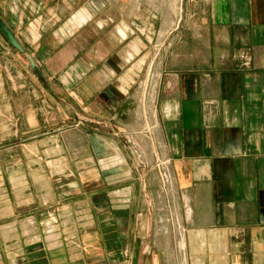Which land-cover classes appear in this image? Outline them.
<instances>
[{
	"label": "crops",
	"instance_id": "1",
	"mask_svg": "<svg viewBox=\"0 0 264 264\" xmlns=\"http://www.w3.org/2000/svg\"><path fill=\"white\" fill-rule=\"evenodd\" d=\"M0 264H264V0H0Z\"/></svg>",
	"mask_w": 264,
	"mask_h": 264
},
{
	"label": "rangeland",
	"instance_id": "2",
	"mask_svg": "<svg viewBox=\"0 0 264 264\" xmlns=\"http://www.w3.org/2000/svg\"><path fill=\"white\" fill-rule=\"evenodd\" d=\"M178 7H174L175 9H173V7H166L165 8V15L168 17L170 16L172 18V16L174 15V12L172 11H175L176 15L180 16V6L177 4Z\"/></svg>",
	"mask_w": 264,
	"mask_h": 264
},
{
	"label": "built area",
	"instance_id": "3",
	"mask_svg": "<svg viewBox=\"0 0 264 264\" xmlns=\"http://www.w3.org/2000/svg\"><path fill=\"white\" fill-rule=\"evenodd\" d=\"M160 171H161V177H162L163 182L166 185H168L170 183V179H169L166 167L161 165L160 166Z\"/></svg>",
	"mask_w": 264,
	"mask_h": 264
},
{
	"label": "bare ground",
	"instance_id": "4",
	"mask_svg": "<svg viewBox=\"0 0 264 264\" xmlns=\"http://www.w3.org/2000/svg\"><path fill=\"white\" fill-rule=\"evenodd\" d=\"M172 1H173V0H172ZM177 1H178V0H177ZM180 1H181V0H180ZM174 2H175V1H174ZM175 7H178V6L175 5ZM173 9H175V8L173 7ZM172 12H174V11H172ZM159 43H160V42H159ZM151 111H152V110H151ZM160 238H161V237H160Z\"/></svg>",
	"mask_w": 264,
	"mask_h": 264
}]
</instances>
